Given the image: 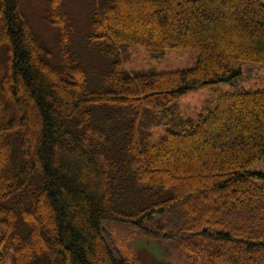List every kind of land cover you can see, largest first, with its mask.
<instances>
[{"label": "trees", "instance_id": "1", "mask_svg": "<svg viewBox=\"0 0 264 264\" xmlns=\"http://www.w3.org/2000/svg\"><path fill=\"white\" fill-rule=\"evenodd\" d=\"M45 1L52 45L19 0H0L8 264H132L110 247L106 222L174 239L186 264H264V172L251 171L264 166V89L214 92L188 130L140 144L136 135L143 107L264 65L261 0H89L80 37L65 0ZM130 48L190 50L193 66L128 75ZM164 215L167 234L152 226Z\"/></svg>", "mask_w": 264, "mask_h": 264}, {"label": "rangeland", "instance_id": "2", "mask_svg": "<svg viewBox=\"0 0 264 264\" xmlns=\"http://www.w3.org/2000/svg\"><path fill=\"white\" fill-rule=\"evenodd\" d=\"M21 11L32 29L41 36L43 41L53 44V31L44 24L46 11L45 0H19ZM89 0H65V8L72 17L77 36L85 32ZM264 4V0H261ZM194 53L190 50H165L157 55L147 53L143 48H130L121 55L123 70L128 74L144 72H171L189 69L193 66ZM2 55H0V64ZM264 89V65L243 63L241 75L238 79L220 83L201 90L193 91L181 96L173 104L152 109L145 106L139 116L136 135L139 144L142 140H157L170 132L186 131L190 127L186 122H193L214 92L255 91ZM251 171L264 172L261 163L251 167ZM264 187V186H263ZM264 193V188H262ZM249 197V196H248ZM264 198V197H263ZM204 201H207L204 198ZM192 204L195 203L192 199ZM216 204H222L218 200ZM172 215L158 217L152 226H160L164 233L171 231ZM149 227V226H148ZM103 234L110 247L117 255L127 257L132 264H186L185 256L177 249L174 239L155 240L148 237L130 225H116L104 223L101 225ZM11 246L0 245V264H8L11 257ZM224 257H220L223 259ZM226 263L224 259L220 263Z\"/></svg>", "mask_w": 264, "mask_h": 264}]
</instances>
